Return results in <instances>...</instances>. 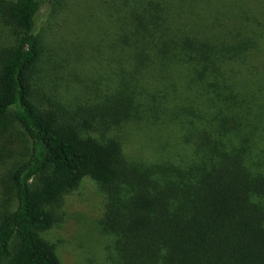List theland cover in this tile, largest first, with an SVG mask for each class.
<instances>
[{
  "label": "trees",
  "instance_id": "obj_1",
  "mask_svg": "<svg viewBox=\"0 0 264 264\" xmlns=\"http://www.w3.org/2000/svg\"><path fill=\"white\" fill-rule=\"evenodd\" d=\"M0 25V264H61L41 233L86 178L105 264H264V0H0Z\"/></svg>",
  "mask_w": 264,
  "mask_h": 264
},
{
  "label": "rangeland",
  "instance_id": "obj_2",
  "mask_svg": "<svg viewBox=\"0 0 264 264\" xmlns=\"http://www.w3.org/2000/svg\"><path fill=\"white\" fill-rule=\"evenodd\" d=\"M62 33H60L61 36ZM11 36L10 33L8 39H11ZM48 36L51 38V35ZM58 40L61 39L58 38L56 41ZM6 43L7 33L0 25V47ZM97 69V74L91 76L94 79L101 80V65H98ZM70 80L73 84L72 92L63 89L62 86L64 87V85L54 81V85L59 90L62 88L61 91L63 93L61 100L60 98L56 99L59 104L64 105L61 106L66 110L68 108L70 110L74 109L79 104L86 102L81 100V96L78 99L79 94L82 95L83 92L80 83L86 81L76 77H71ZM101 83H103V80H101ZM44 89L48 90V87L44 86ZM86 94H89V92ZM42 95L40 94L41 98H46ZM14 127L13 133L17 134L18 138L16 146H18V149H24V146L21 144V139L25 137L24 131L20 126L15 125ZM13 204H15L13 196L11 199L8 196L7 200V197L3 195L0 199L1 209ZM104 208L105 194L97 183L90 178L84 179L77 189L66 195L61 206L57 208L55 224L41 233L45 239L55 244L61 264H105L106 248L111 244V240L110 236L103 231L100 223Z\"/></svg>",
  "mask_w": 264,
  "mask_h": 264
}]
</instances>
